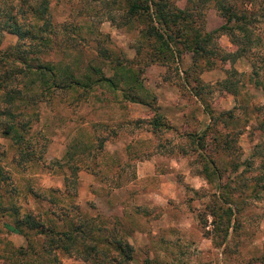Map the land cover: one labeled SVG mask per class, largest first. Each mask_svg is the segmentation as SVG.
<instances>
[{
	"label": "rangeland",
	"instance_id": "374dc122",
	"mask_svg": "<svg viewBox=\"0 0 264 264\" xmlns=\"http://www.w3.org/2000/svg\"><path fill=\"white\" fill-rule=\"evenodd\" d=\"M169 2L190 15L189 37L227 21L212 0ZM49 13L50 40L39 58L68 67L88 87L44 91L23 108L34 160L0 134L1 204L49 216L58 229L79 215L103 233L113 229L133 247L128 264H264V73L258 86L246 58L192 63L177 41L171 52L159 50L167 58L149 60L158 40L143 36L140 21L125 22L120 0H49ZM16 41L3 33L0 53ZM212 43L234 48L222 33ZM225 77L237 83L235 95L221 86ZM124 90L146 91L149 106L130 102ZM155 91L173 99L167 103L179 110L178 125L160 113ZM226 110L231 116H219ZM152 117L164 123L153 132ZM225 205L232 208L229 227ZM10 220L0 215V226ZM4 243L26 244L0 227V249ZM58 257L59 264H83Z\"/></svg>",
	"mask_w": 264,
	"mask_h": 264
},
{
	"label": "trees",
	"instance_id": "16d2710c",
	"mask_svg": "<svg viewBox=\"0 0 264 264\" xmlns=\"http://www.w3.org/2000/svg\"><path fill=\"white\" fill-rule=\"evenodd\" d=\"M120 1L123 3L125 22L140 21L144 26L141 30L143 36L158 40L153 44L158 51L149 60L157 61L158 56L167 58L159 50L171 52L173 43L177 41L191 52L192 63L199 57L207 59L209 56L230 63L246 58L250 67L249 80L252 78L254 85L261 84L258 76L259 71L264 73V0H212L214 8L227 21L204 35L192 29V37L188 33L191 27L184 21L190 15L183 9L173 8L169 0ZM253 1H258L257 7L252 6ZM51 25L49 0H0V36L7 33L17 39L12 51L0 53V115L4 118L0 120V134L9 137L17 146V151L23 150L21 156L31 160L35 156L29 140L23 136L30 128L31 120L25 116L23 108L39 102L38 98L44 91L88 87L74 78L68 67H59L39 58L40 48L47 46L50 40ZM217 33L228 37L233 50L223 51L212 43V37ZM182 36L181 41L176 39ZM138 49L141 47L135 49V54ZM115 66L114 69L120 68L119 62ZM230 73L235 75L237 72L230 69ZM98 79L105 80L111 88L117 85L111 77ZM220 84L231 95L237 93V83L229 77H225ZM133 90L129 87V91ZM260 90L264 92V86L260 85ZM124 91L123 95L130 102L149 106V102L145 101L146 91L141 94ZM199 91L200 87H196L195 92ZM224 113L231 116V110L220 112L219 116ZM160 117L150 119L152 132L164 125ZM68 182L65 176L64 184ZM221 208L222 217L229 227L232 208L229 205ZM49 212L53 214L52 210ZM0 215L11 217L0 227L7 233L22 236L26 242L19 246L4 243V249H0V259L4 264H59L58 252L77 257L83 264H128L132 258L133 247L126 239L114 233L113 229L101 232V227L92 225L89 219L80 215L76 221L68 219L61 229L56 228L49 216L43 217L45 215L28 210L20 212L15 204L6 207L0 202ZM211 215L219 218L221 214L215 215V211H211ZM93 232L97 233L95 237ZM226 234L227 231H224V236Z\"/></svg>",
	"mask_w": 264,
	"mask_h": 264
},
{
	"label": "crops",
	"instance_id": "0c3cea01",
	"mask_svg": "<svg viewBox=\"0 0 264 264\" xmlns=\"http://www.w3.org/2000/svg\"><path fill=\"white\" fill-rule=\"evenodd\" d=\"M155 95L157 96V101L159 103V111L160 113L169 121H171L173 124L178 125L177 122H174V119H179L177 115L179 114V110L175 109L174 107L170 106V103H167L173 99L171 97H167L166 93L162 91H155ZM139 105H143L144 107H147L145 104H141L139 102H134Z\"/></svg>",
	"mask_w": 264,
	"mask_h": 264
}]
</instances>
